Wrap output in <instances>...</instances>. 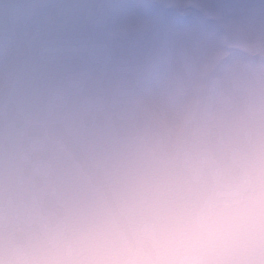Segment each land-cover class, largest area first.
I'll return each mask as SVG.
<instances>
[{"label": "rangeland", "instance_id": "374dc122", "mask_svg": "<svg viewBox=\"0 0 264 264\" xmlns=\"http://www.w3.org/2000/svg\"><path fill=\"white\" fill-rule=\"evenodd\" d=\"M193 45L220 68L204 146L264 129V0H0V225L23 230L118 179L133 162L124 91Z\"/></svg>", "mask_w": 264, "mask_h": 264}, {"label": "clouds", "instance_id": "9594fccd", "mask_svg": "<svg viewBox=\"0 0 264 264\" xmlns=\"http://www.w3.org/2000/svg\"><path fill=\"white\" fill-rule=\"evenodd\" d=\"M140 15H147L145 9ZM220 68L193 45L121 99L132 163L102 191L21 229L0 225L5 264H264V129L204 146ZM69 160L80 149L58 142Z\"/></svg>", "mask_w": 264, "mask_h": 264}, {"label": "flooded vegetation", "instance_id": "af4514ba", "mask_svg": "<svg viewBox=\"0 0 264 264\" xmlns=\"http://www.w3.org/2000/svg\"><path fill=\"white\" fill-rule=\"evenodd\" d=\"M219 23V24H218ZM216 27L217 28H220V29H224V31L226 32V34H228V32H229V30H228V26H226V25H224V24H222L221 23V21L220 20H218L217 18H216Z\"/></svg>", "mask_w": 264, "mask_h": 264}]
</instances>
